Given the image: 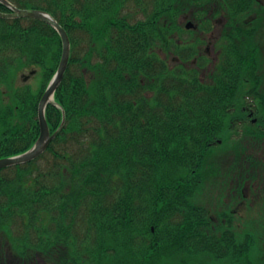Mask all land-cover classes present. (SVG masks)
<instances>
[{
	"label": "trees",
	"instance_id": "trees-1",
	"mask_svg": "<svg viewBox=\"0 0 264 264\" xmlns=\"http://www.w3.org/2000/svg\"><path fill=\"white\" fill-rule=\"evenodd\" d=\"M12 1L55 16L72 50L46 109L58 134L39 158L0 170V242L40 250L44 264H264V33L226 30L204 80L157 51L177 42L157 14L116 17L125 0H92L89 12L87 0ZM168 2L173 27L184 0ZM91 17L121 30H85ZM139 25L154 30H127ZM61 53L46 22L0 17V158L37 140ZM31 67L37 89L17 83Z\"/></svg>",
	"mask_w": 264,
	"mask_h": 264
},
{
	"label": "flooded vegetation",
	"instance_id": "flooded-vegetation-1",
	"mask_svg": "<svg viewBox=\"0 0 264 264\" xmlns=\"http://www.w3.org/2000/svg\"><path fill=\"white\" fill-rule=\"evenodd\" d=\"M135 17L145 19L153 16L154 0H133ZM89 6H91L89 4ZM169 12V5L166 7ZM188 21L193 25L188 27ZM179 27L166 26L158 30H178L184 40L170 44L160 54L171 67L180 66L187 71H196L202 79H211L212 69L223 52L225 30H264V0H207L205 4H185L179 14ZM87 30H98L92 28ZM101 30H121L104 27ZM127 30H154L153 27H130ZM152 95V94H151ZM0 264H44L39 250L18 252L9 240L0 242Z\"/></svg>",
	"mask_w": 264,
	"mask_h": 264
},
{
	"label": "water",
	"instance_id": "water-1",
	"mask_svg": "<svg viewBox=\"0 0 264 264\" xmlns=\"http://www.w3.org/2000/svg\"><path fill=\"white\" fill-rule=\"evenodd\" d=\"M6 4L11 12H3L0 11L1 17H33L40 20H43L49 24H51L54 28L58 30L61 34L63 40V52L62 57L59 63V67L50 81L47 89L45 90L40 103H39V122L41 127L40 135L35 142V144L27 151L10 157H5L0 159V169L14 165L19 163H24L30 161L40 155L50 144L51 140L55 137V134H50L48 122L46 119V107L50 101L54 99V94L58 86L60 85L65 71L68 67V62L70 58V50H71V41L70 37L65 30V28L54 18L50 13L41 9L34 8H19L15 6L10 0H0ZM34 73V71H33Z\"/></svg>",
	"mask_w": 264,
	"mask_h": 264
},
{
	"label": "rangeland",
	"instance_id": "rangeland-1",
	"mask_svg": "<svg viewBox=\"0 0 264 264\" xmlns=\"http://www.w3.org/2000/svg\"><path fill=\"white\" fill-rule=\"evenodd\" d=\"M165 7H166V4H163V5H161V8H160V10H155V12H156V14L158 13V12H161V11H163L164 9H165ZM132 11H133V14L135 15L136 13H137V10L135 9V8H132ZM118 16V13L116 14V17ZM27 20H22V24H27ZM92 23H94L95 24V21H92ZM85 45H87L86 47H89V44L88 43H84V46ZM28 70L29 69H27V70H25V69H21V70H19V72H18V77H17V83L18 84H21V83H23V81H22V78H21V74L23 73V72H28ZM41 77H40V74H36V75H34V76H32L27 82H25L26 84L27 83H30L34 88H39V86H40V84H41ZM16 231H18V228H16ZM22 231H23V229L20 231V233H22ZM31 237V239H29V241L30 242H35L37 239H35V238H37V236L35 235L34 237H32V236H30Z\"/></svg>",
	"mask_w": 264,
	"mask_h": 264
}]
</instances>
